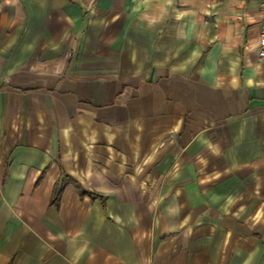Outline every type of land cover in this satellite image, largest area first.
<instances>
[{
  "label": "crops",
  "instance_id": "0c3cea01",
  "mask_svg": "<svg viewBox=\"0 0 264 264\" xmlns=\"http://www.w3.org/2000/svg\"><path fill=\"white\" fill-rule=\"evenodd\" d=\"M260 4L0 0V264H264Z\"/></svg>",
  "mask_w": 264,
  "mask_h": 264
},
{
  "label": "built area",
  "instance_id": "2783aa9c",
  "mask_svg": "<svg viewBox=\"0 0 264 264\" xmlns=\"http://www.w3.org/2000/svg\"><path fill=\"white\" fill-rule=\"evenodd\" d=\"M261 23L259 26V39H258V53L257 58L260 62L264 63V0L260 4Z\"/></svg>",
  "mask_w": 264,
  "mask_h": 264
},
{
  "label": "trees",
  "instance_id": "16d2710c",
  "mask_svg": "<svg viewBox=\"0 0 264 264\" xmlns=\"http://www.w3.org/2000/svg\"><path fill=\"white\" fill-rule=\"evenodd\" d=\"M62 194V188L60 185H56L54 193H53V199L52 202L56 205H59L60 199Z\"/></svg>",
  "mask_w": 264,
  "mask_h": 264
}]
</instances>
